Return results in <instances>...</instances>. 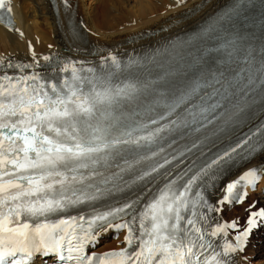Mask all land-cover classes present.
<instances>
[{
	"label": "snow or ice",
	"instance_id": "1",
	"mask_svg": "<svg viewBox=\"0 0 264 264\" xmlns=\"http://www.w3.org/2000/svg\"><path fill=\"white\" fill-rule=\"evenodd\" d=\"M242 5L247 0L217 17L196 44L182 43L177 57L157 63L155 72L133 62L146 76L114 83L111 72L67 65L58 82L39 73L0 75V264H47L49 257L53 264H235L264 227V208L250 205L242 228L232 221L210 233L202 209L242 203L247 193L238 185L254 187L257 169L227 183L216 207L204 189L237 157L264 148V122L194 172L195 161L173 171L187 156L204 155L209 126L213 136L226 133L250 118L257 101L264 109V55L257 64L237 30ZM11 11L0 0V18ZM111 68L122 71L115 57ZM142 114L147 123L138 120ZM158 175L172 178L150 200L96 206ZM83 207L90 211L68 214ZM228 229L235 235L216 250L206 237L227 236ZM109 230H126V246L86 253Z\"/></svg>",
	"mask_w": 264,
	"mask_h": 264
},
{
	"label": "bare ground",
	"instance_id": "2",
	"mask_svg": "<svg viewBox=\"0 0 264 264\" xmlns=\"http://www.w3.org/2000/svg\"><path fill=\"white\" fill-rule=\"evenodd\" d=\"M71 1L70 6H72ZM76 19L85 25L81 29L96 50L88 58H104L111 52L125 55L129 52L154 46L186 31L211 15L227 0H75ZM89 2V6L88 3ZM15 17V28L9 30L0 24V56L34 59L55 50L79 56L73 40L66 33L63 22L53 14L48 0H10ZM187 13V14H186ZM189 15L186 17V15ZM141 16L140 18H138ZM165 27V28H164ZM123 42L122 46H117ZM100 45L104 46L100 49ZM31 46V48L29 47ZM264 163V152L255 160ZM226 178L215 192L222 195ZM264 182L260 183V186ZM264 195L259 196V200ZM249 199H255L252 193ZM249 203L239 206L223 205L219 215L226 220L242 219ZM107 234V233H105ZM121 239V237H120ZM119 240V239H117ZM117 240L106 238L97 250L116 248ZM241 264H264L260 233L250 238L247 250L239 254Z\"/></svg>",
	"mask_w": 264,
	"mask_h": 264
},
{
	"label": "rangeland",
	"instance_id": "3",
	"mask_svg": "<svg viewBox=\"0 0 264 264\" xmlns=\"http://www.w3.org/2000/svg\"><path fill=\"white\" fill-rule=\"evenodd\" d=\"M152 1L154 2V0H152ZM87 3H88V6H89L90 4H89V2H88V1H87ZM140 17H141V16H139L138 18H140Z\"/></svg>",
	"mask_w": 264,
	"mask_h": 264
}]
</instances>
